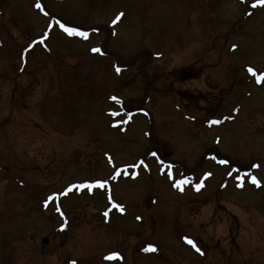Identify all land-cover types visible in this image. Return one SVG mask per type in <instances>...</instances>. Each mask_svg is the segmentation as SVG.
I'll use <instances>...</instances> for the list:
<instances>
[{
	"label": "rangeland",
	"instance_id": "1",
	"mask_svg": "<svg viewBox=\"0 0 264 264\" xmlns=\"http://www.w3.org/2000/svg\"><path fill=\"white\" fill-rule=\"evenodd\" d=\"M36 3L0 0V264H264V5Z\"/></svg>",
	"mask_w": 264,
	"mask_h": 264
},
{
	"label": "snow or ice",
	"instance_id": "2",
	"mask_svg": "<svg viewBox=\"0 0 264 264\" xmlns=\"http://www.w3.org/2000/svg\"><path fill=\"white\" fill-rule=\"evenodd\" d=\"M256 5H264V0H255V4L253 5V7H255ZM36 7L37 8H40L42 11H43V6L39 3V0H37V3H36ZM47 14V13H45ZM123 16V13H119L117 14V16L115 17V19L112 21V24L115 25L117 22L120 21L121 17ZM53 20H55L56 24L66 33L68 34L69 36H72V35H76V36H80V37H84V38H87L89 33L87 31H83L81 30L79 27H70V26H67L64 22H61L60 20H57L55 17L52 18ZM98 31V29H97ZM46 39V35L45 36H41L39 37L37 40H34L32 41L31 44H29L28 48H26L24 50L25 53L28 52V50L30 48H32L33 46H35L37 43H44V40ZM233 48L236 47V45H233L232 46ZM93 52L95 53H100L102 50L100 48H93L92 49ZM116 72L119 73L121 71V67L120 66H116L115 68ZM248 72L253 74L254 76H256V80H257V83H260L261 81H264V73H261V74H257L255 69H253L251 66H248L247 68ZM111 99L113 100H118L117 97H111ZM143 111V110H141ZM112 115H118V113H115L113 112ZM126 115H128V118L131 119V114H128L126 113ZM119 123H127V120L125 121H120ZM209 123H220V121H209ZM153 156L156 155V153H152ZM111 159V158H109ZM227 161H221V163H226ZM140 165H145V162L143 160H141L140 162ZM252 167H259V165H252ZM118 171V170H117ZM207 175H210V173H208ZM237 179H243V177H240L238 176ZM251 182L258 185L260 184V181L256 178V176H251ZM185 183H188V180L187 178L183 179V180H180V181H177L175 186L176 187H180V185L182 184H185ZM95 186L97 187H100V188H104L107 184V181H95L94 182ZM202 186V184H198L196 187L197 189H199L200 187ZM79 187H87L89 189H91L93 187V184L92 183H87V184H82V185H79ZM53 197L50 196L48 197L47 200H45V206L48 205L49 201L52 200ZM109 199H111V197H109ZM114 207L115 208H118L120 211H124V207L123 205H120V204H114ZM59 207H57V211H59ZM62 214V213H61ZM105 215H107V212L105 213ZM187 239L188 243L191 244L193 247L196 248V251H201V249L199 247L196 246L195 242L191 239H188L187 237L185 238ZM146 251L147 250H155L154 246L152 245H149L147 249H145ZM119 256V253H111L107 259H115L116 257ZM73 264H75V262H73Z\"/></svg>",
	"mask_w": 264,
	"mask_h": 264
},
{
	"label": "water",
	"instance_id": "3",
	"mask_svg": "<svg viewBox=\"0 0 264 264\" xmlns=\"http://www.w3.org/2000/svg\"><path fill=\"white\" fill-rule=\"evenodd\" d=\"M45 244H47L48 242H47V240H45V242H44Z\"/></svg>",
	"mask_w": 264,
	"mask_h": 264
}]
</instances>
